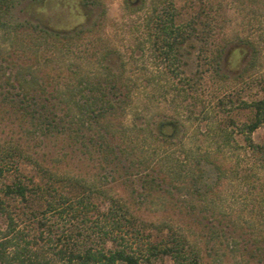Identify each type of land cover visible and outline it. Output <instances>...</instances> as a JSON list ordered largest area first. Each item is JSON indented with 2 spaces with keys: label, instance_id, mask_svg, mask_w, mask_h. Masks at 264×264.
I'll list each match as a JSON object with an SVG mask.
<instances>
[{
  "label": "trees",
  "instance_id": "16d2710c",
  "mask_svg": "<svg viewBox=\"0 0 264 264\" xmlns=\"http://www.w3.org/2000/svg\"><path fill=\"white\" fill-rule=\"evenodd\" d=\"M94 2L0 0V264H264V0H150L128 57L42 20Z\"/></svg>",
  "mask_w": 264,
  "mask_h": 264
},
{
  "label": "rangeland",
  "instance_id": "374dc122",
  "mask_svg": "<svg viewBox=\"0 0 264 264\" xmlns=\"http://www.w3.org/2000/svg\"><path fill=\"white\" fill-rule=\"evenodd\" d=\"M132 3V7H127L125 0H97L95 3H87L84 5L80 11L78 10H66L62 6L55 5L53 8H45L42 12V20L47 23H52L61 26H72L78 22L90 21L93 17H100V20L103 23L101 30L102 35L108 36L109 40L114 43V45L119 49H121L125 55L128 57L131 43H132V34L124 29H142V20L144 13L150 9V0H130ZM60 13V14H59ZM138 25L137 26H134ZM231 27H236L241 33L247 31L243 29L244 25L241 24L240 17H235L234 21L231 23ZM232 31L234 29H228ZM135 32L134 35H139ZM195 46L188 48L189 45L186 44V47L183 49L182 58L184 60L183 69L187 74H193L199 65V58L197 55V45H199V41L197 39L192 40ZM188 49V50H187ZM136 58L134 61L137 64H140L141 56L138 53L134 54ZM146 58V57H145ZM146 63L152 64L153 59L148 58ZM138 73V72H137ZM256 87L254 86V89ZM249 94H247L248 96ZM170 98V97H169ZM169 98H163L161 94L156 93L153 101L150 104V108L152 112L157 113L158 111H167L168 113L172 112L171 107L173 106V102ZM177 106L176 118L172 116H168L166 122L168 125H165L164 129L168 131L167 136L173 139H176L179 135L184 133V128L181 126V122L179 120L185 119L188 115V108L181 105ZM238 117L240 119L245 118V112H238ZM200 116V114H199ZM178 119V120H176ZM187 119V118H186ZM193 123H195L196 118H193ZM187 120V126L191 123ZM193 123L191 127H188L186 131V138L191 137V130L193 129ZM195 125V124H194ZM10 124L0 119V139L3 138L7 132L10 131ZM252 137L255 141H264V129L262 126L257 127L252 132ZM73 167H77L80 164L79 160L74 157L72 162ZM83 164V163H82ZM106 182L108 185H113L115 182H111V177L108 176L106 178ZM227 189H231L230 184H227ZM155 264H172V260L169 257H164L161 261H158Z\"/></svg>",
  "mask_w": 264,
  "mask_h": 264
}]
</instances>
